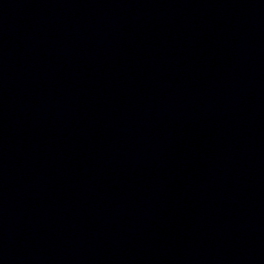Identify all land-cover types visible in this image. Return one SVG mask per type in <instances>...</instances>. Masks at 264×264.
Segmentation results:
<instances>
[{"label":"water","instance_id":"obj_1","mask_svg":"<svg viewBox=\"0 0 264 264\" xmlns=\"http://www.w3.org/2000/svg\"><path fill=\"white\" fill-rule=\"evenodd\" d=\"M0 264H264V0H0Z\"/></svg>","mask_w":264,"mask_h":264}]
</instances>
